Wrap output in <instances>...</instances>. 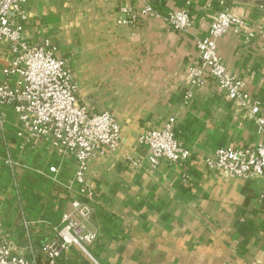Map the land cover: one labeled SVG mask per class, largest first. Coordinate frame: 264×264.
I'll return each mask as SVG.
<instances>
[{"label": "crops", "instance_id": "0c3cea01", "mask_svg": "<svg viewBox=\"0 0 264 264\" xmlns=\"http://www.w3.org/2000/svg\"><path fill=\"white\" fill-rule=\"evenodd\" d=\"M25 7L24 39L54 43L81 103L111 111L123 141L90 159L80 183L76 157L49 138L31 139L3 104L0 243L50 264L42 247L80 199L92 207L86 228L97 235L91 251L101 264H264V175L227 177L205 163L220 147L264 139L251 112L258 101L264 117V7L250 0H26ZM181 9L193 22L177 31L166 18ZM222 10L242 21L218 39V53L245 80V104L209 73L198 85L189 74L198 39ZM8 61L2 47L0 82L15 80L2 72ZM171 117L192 156L153 167L139 136ZM55 264L94 263L72 247Z\"/></svg>", "mask_w": 264, "mask_h": 264}, {"label": "built area", "instance_id": "2783aa9c", "mask_svg": "<svg viewBox=\"0 0 264 264\" xmlns=\"http://www.w3.org/2000/svg\"><path fill=\"white\" fill-rule=\"evenodd\" d=\"M25 2L0 0V50L3 47L9 55L2 72L15 79L0 82V124L4 122L2 105H12L31 139L49 138L54 147L76 157L75 180L84 183L90 159L121 147L122 126L111 111H91L81 103L67 61L57 55V47L50 39L34 44L24 39V23L28 16ZM151 10L147 6L142 13ZM166 21L177 31L186 30L193 22L185 9L170 12ZM241 25L242 21L228 10L220 11L208 34L197 41L199 61L190 67L189 74L193 84L198 85L204 82V73H209L231 98L245 104L248 97L245 80L230 73L218 53V39L232 28L238 31ZM251 112L258 131L264 134V117L258 101L252 105ZM174 127L175 118L171 117L164 126L148 128L140 134L139 144L145 147L151 166H157L162 160L178 163L192 156V151L175 137ZM205 163L227 177L262 176L264 139L247 148L220 147L205 159ZM91 214L89 204L73 199L72 210L64 214L57 235L42 247L50 264H55L72 247L83 252L94 264H101L91 251L97 235L86 228ZM0 264H37V260L34 255L28 258L13 254L3 242L0 243Z\"/></svg>", "mask_w": 264, "mask_h": 264}, {"label": "water", "instance_id": "95a60500", "mask_svg": "<svg viewBox=\"0 0 264 264\" xmlns=\"http://www.w3.org/2000/svg\"><path fill=\"white\" fill-rule=\"evenodd\" d=\"M257 5L264 7V0H256Z\"/></svg>", "mask_w": 264, "mask_h": 264}, {"label": "rangeland", "instance_id": "374dc122", "mask_svg": "<svg viewBox=\"0 0 264 264\" xmlns=\"http://www.w3.org/2000/svg\"><path fill=\"white\" fill-rule=\"evenodd\" d=\"M250 1H251V3L257 5L256 2H255L256 0H250Z\"/></svg>", "mask_w": 264, "mask_h": 264}]
</instances>
